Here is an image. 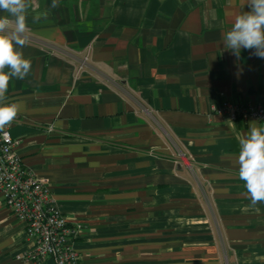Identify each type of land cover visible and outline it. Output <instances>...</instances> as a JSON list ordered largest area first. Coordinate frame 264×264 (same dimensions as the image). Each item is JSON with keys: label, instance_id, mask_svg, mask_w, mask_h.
I'll return each mask as SVG.
<instances>
[{"label": "crops", "instance_id": "0c3cea01", "mask_svg": "<svg viewBox=\"0 0 264 264\" xmlns=\"http://www.w3.org/2000/svg\"><path fill=\"white\" fill-rule=\"evenodd\" d=\"M27 3L9 133L81 226L79 264H264V202L238 175L239 139L264 124L210 111L264 100V59L224 46L247 0ZM30 246L0 194V264H31Z\"/></svg>", "mask_w": 264, "mask_h": 264}, {"label": "clouds", "instance_id": "9594fccd", "mask_svg": "<svg viewBox=\"0 0 264 264\" xmlns=\"http://www.w3.org/2000/svg\"><path fill=\"white\" fill-rule=\"evenodd\" d=\"M247 5L251 10L236 15L225 32L224 46L237 58L241 49H248L264 59V0H247ZM57 6L58 0H52L51 7ZM27 11V0H0V12L4 13L0 15V131L10 126L20 111L18 103L7 102L10 80L24 79L31 70V61L19 50L28 42ZM249 126V133L239 139L238 175L255 206L264 202V127L256 121Z\"/></svg>", "mask_w": 264, "mask_h": 264}, {"label": "built area", "instance_id": "2783aa9c", "mask_svg": "<svg viewBox=\"0 0 264 264\" xmlns=\"http://www.w3.org/2000/svg\"><path fill=\"white\" fill-rule=\"evenodd\" d=\"M85 56L78 70L83 67ZM210 111L223 113L230 120L248 117L264 124V100L210 105ZM10 126L0 131V194L4 205L25 225L26 238L31 242L23 256L31 264H79L73 240L80 225L69 224L51 197L45 179L27 169L14 149Z\"/></svg>", "mask_w": 264, "mask_h": 264}]
</instances>
